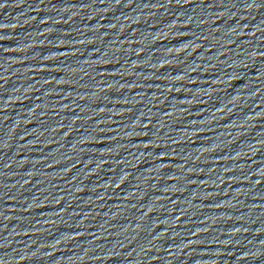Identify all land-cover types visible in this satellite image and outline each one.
Wrapping results in <instances>:
<instances>
[{"label":"water","instance_id":"obj_1","mask_svg":"<svg viewBox=\"0 0 264 264\" xmlns=\"http://www.w3.org/2000/svg\"><path fill=\"white\" fill-rule=\"evenodd\" d=\"M0 264H264V0H0Z\"/></svg>","mask_w":264,"mask_h":264}]
</instances>
